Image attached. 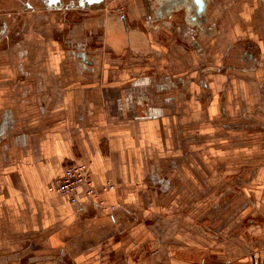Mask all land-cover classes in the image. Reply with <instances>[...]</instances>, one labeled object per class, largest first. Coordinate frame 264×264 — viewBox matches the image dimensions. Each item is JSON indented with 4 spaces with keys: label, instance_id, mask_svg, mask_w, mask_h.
Returning a JSON list of instances; mask_svg holds the SVG:
<instances>
[{
    "label": "crops",
    "instance_id": "0c3cea01",
    "mask_svg": "<svg viewBox=\"0 0 264 264\" xmlns=\"http://www.w3.org/2000/svg\"><path fill=\"white\" fill-rule=\"evenodd\" d=\"M203 2L0 0V264H264V0Z\"/></svg>",
    "mask_w": 264,
    "mask_h": 264
},
{
    "label": "built area",
    "instance_id": "2783aa9c",
    "mask_svg": "<svg viewBox=\"0 0 264 264\" xmlns=\"http://www.w3.org/2000/svg\"><path fill=\"white\" fill-rule=\"evenodd\" d=\"M122 11L123 9L120 8ZM114 188L112 182H105L100 186L101 191ZM47 191L61 196L70 203H76L80 194L88 196L93 202L100 204L96 189L92 183L90 170L86 163L77 162L65 165L61 173L47 184ZM113 209V207H111Z\"/></svg>",
    "mask_w": 264,
    "mask_h": 264
},
{
    "label": "rangeland",
    "instance_id": "374dc122",
    "mask_svg": "<svg viewBox=\"0 0 264 264\" xmlns=\"http://www.w3.org/2000/svg\"><path fill=\"white\" fill-rule=\"evenodd\" d=\"M246 175V174H245ZM228 179H235L233 176L231 177H228ZM236 191V190H235ZM238 192H242V195H240L239 196V193H238V197H241V198H243L244 200V204H245V207H247L248 205H246V204H248V203H251L252 202V200L254 199V198H252L253 196H254V194H252V190H249V189H243V190H237ZM234 195H235V193H234ZM234 197V196H233ZM236 197V196H235ZM223 208H225V209H231V208H234V206H231V205H224V206H222ZM218 208V207H217ZM230 211V210H229ZM217 214H219V213H217ZM217 217H219V216H216V218ZM217 219H219V218H217ZM218 220L217 221H213V227H217V226H215V223H217V225H218Z\"/></svg>",
    "mask_w": 264,
    "mask_h": 264
},
{
    "label": "water",
    "instance_id": "95a60500",
    "mask_svg": "<svg viewBox=\"0 0 264 264\" xmlns=\"http://www.w3.org/2000/svg\"><path fill=\"white\" fill-rule=\"evenodd\" d=\"M88 3H93V2H98L100 0H85ZM194 5H195V12L197 15H201L203 12V8H204V2L203 0H194Z\"/></svg>",
    "mask_w": 264,
    "mask_h": 264
},
{
    "label": "flooded vegetation",
    "instance_id": "af4514ba",
    "mask_svg": "<svg viewBox=\"0 0 264 264\" xmlns=\"http://www.w3.org/2000/svg\"><path fill=\"white\" fill-rule=\"evenodd\" d=\"M26 7H29V5H25ZM5 24L3 22V13L0 11V41L2 40V37L5 33Z\"/></svg>",
    "mask_w": 264,
    "mask_h": 264
}]
</instances>
